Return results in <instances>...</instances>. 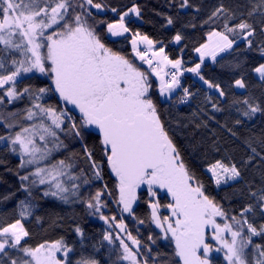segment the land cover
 Masks as SVG:
<instances>
[{
  "label": "snow or ice",
  "instance_id": "1",
  "mask_svg": "<svg viewBox=\"0 0 264 264\" xmlns=\"http://www.w3.org/2000/svg\"><path fill=\"white\" fill-rule=\"evenodd\" d=\"M177 6L195 13L201 11V6L191 0H179ZM92 9L97 14L110 10L119 19L97 21ZM141 12L135 2L121 13L97 0H0V125L8 130V134L0 135V143L6 142V149L19 155L18 168L33 166V170L19 176L20 187L28 194L17 205L19 218L12 223L0 222V264H72L70 254L74 248L63 238L44 241L35 247L27 244L30 232L23 221L33 215L30 198L32 188L37 185H46L43 197H53L66 204L84 203L91 210L90 215L99 213V218L111 228L109 217L101 211L107 207L101 199L102 190L87 198H82L80 191L92 180L103 179L105 164L115 177L118 199L113 202L122 213L137 219L133 205L142 196L147 197L148 220L138 219V223H150L159 229V234L150 232L147 236L151 244L163 239L174 246V256L178 258L174 264H217L218 256L214 253H222L226 264H264V242L254 241V238L264 241V171L259 187L253 190L249 182L246 194L238 190L244 199L238 212L230 215L186 164L161 118L159 107L169 102L170 107L189 104L195 99L197 93L181 83V77L191 73L218 97L214 99L210 91L204 92V103L210 104L212 114L200 105L199 113L206 119L195 123V128L207 129L209 121L216 120L214 113L223 111L220 103L227 97V91L221 83L206 78L204 66L208 59L220 64L225 55L233 53L256 51L264 57V0H245L231 9L222 2L214 6L201 21V27L211 28L206 33V41L192 49L198 62L188 67L182 55L171 58L162 41L133 32L132 52L150 72L109 47L106 37L97 29V24L105 25L107 36H124L131 32L126 18H140ZM164 20L162 27L175 26L172 16H165ZM189 26L196 27L185 25ZM184 40L185 35L177 29L170 43L179 46ZM186 47H180V53ZM238 68L236 63L233 69ZM252 72L264 83V63L253 67ZM27 74H39L45 79L40 84L20 87ZM233 86L247 88L243 75L234 80ZM181 88L182 95L173 99ZM154 92L158 95L154 96ZM50 95L58 97L56 105L43 102ZM25 97L29 105L23 110L5 111L7 105ZM234 105L244 106L236 108L239 116L234 119V125L243 123L239 117L252 120L257 113L264 114V106L247 97L234 99L230 107ZM74 113L79 114L78 118ZM192 116L197 117L198 113L193 111ZM25 120L30 122L27 126L22 123ZM17 127L19 130L13 133L12 129ZM227 131L237 135L232 128ZM59 132L78 139L83 145L91 177L83 169L74 173L75 165L67 159L46 163L53 151L65 147ZM91 137L98 140L100 159L95 155L97 145L87 144ZM37 138L41 143H37ZM260 144L264 147V138ZM249 147L253 155L242 161L244 166L250 165L255 156L264 161V155L251 143ZM205 171L217 187L243 179L241 166L223 158L207 162ZM161 193L169 198L167 203L159 199ZM161 209H167V214H162ZM36 220L39 223L41 218ZM115 220V216L111 217V221ZM115 227L126 232L123 217ZM74 231L84 237L79 226ZM102 239L109 245L119 241L121 262L157 264L159 254L153 255L149 244L131 232L113 237L105 231ZM13 250L23 255L16 256ZM75 264H99V261L81 257Z\"/></svg>",
  "mask_w": 264,
  "mask_h": 264
},
{
  "label": "trees",
  "instance_id": "2",
  "mask_svg": "<svg viewBox=\"0 0 264 264\" xmlns=\"http://www.w3.org/2000/svg\"><path fill=\"white\" fill-rule=\"evenodd\" d=\"M97 2L106 3L109 9L115 7L121 13L126 11L128 7H131L133 2L141 7L140 18H126L125 22L131 29L130 34L126 35V37L112 40L106 36L105 25L97 24V29L106 37L105 42L109 47L133 60L142 70H146L133 56L130 45H128L133 32L138 31L143 35H148L153 40L162 41L163 45L166 46L165 50L169 56L175 59L182 55L186 64L185 67H188L198 62L194 56L193 47L205 42L207 39L206 33L211 30L208 26L201 27V21L207 17L211 9L221 2L225 7L231 9L237 3H245V0H191L193 4L201 6L199 13L193 12L192 9H179L177 6L179 0H97ZM76 10L79 11V8ZM92 11L96 15L97 21L106 20L108 22H115L119 19V16L110 10L98 14L95 9H92ZM157 13L161 15H157ZM169 15L176 20L175 26L162 27L165 24L164 17ZM89 20L91 23H95L91 18ZM188 24H195L196 27H185ZM177 29L185 35V40L179 46L170 43L171 36ZM257 43H259L258 40ZM185 45L187 47L184 53H180V47H184ZM159 46L161 45H157V47ZM243 47L241 45V48ZM236 63H239V68L234 70L233 66ZM259 63H264V57H261L256 51L225 55L220 64L206 62L203 74L206 78L221 83L227 91V97L222 98L220 103L223 111L214 113L216 120L209 121L207 129H196L195 123L201 119H206L202 113H199L200 105H203L212 114L210 104L204 103V92L210 90L197 84L190 75L184 74L182 76L184 81L182 85L189 86L193 92L197 93L195 99L190 101L189 104H176L170 107L169 104L171 102H169V104H161L159 106L161 118L165 122L166 127L169 128L170 135L186 164L195 173L197 178L205 184L208 193L215 197L226 210H229L230 215L238 212L244 199L239 195L238 190L242 189L246 194L249 182L252 183L253 190L259 187L261 172L264 171V161H261L260 156H255L248 166L242 164L243 160L253 155L249 143H251L252 147L256 148L257 152L264 155V147H261L260 144V139L264 138V114L257 113L252 120L239 117L243 123L241 125H234V119L239 116L236 108L244 106L234 105L230 107L234 99L243 100L245 97L264 106V83L258 80L254 76V72H252V68ZM221 64L224 67H221ZM241 75L245 79L247 88L243 92H238L234 89L233 84L234 80ZM44 79L39 74L35 76L27 74L20 87H23L24 84H40ZM152 79L154 80L153 77ZM210 94L213 95L214 99H218L214 92L210 91ZM156 95L158 94L154 92V96ZM181 95L182 90L178 89L173 99H178ZM57 99L58 97L55 95H50L43 102L56 105ZM28 105L29 101L25 97L22 100L15 101L11 105H7L5 111H20ZM57 106L59 107V105ZM193 111L198 113L197 117L192 116ZM74 114L78 118L79 114ZM190 120L192 123L189 122ZM25 121H22L24 126ZM216 121H219V123ZM221 124L226 125V127L221 128ZM185 125L187 126L185 127ZM228 128H232L237 135L232 136L227 131ZM18 130L19 128L17 127L12 129V132L14 133ZM6 134H8V130L3 125H0V135ZM58 134L65 147L52 153L47 163L67 159L68 162L75 165L74 169H72L74 173L78 174L83 169L85 175L91 177L89 164L84 159L83 145L78 139L70 135H65L63 132H59ZM213 141H215V147H213ZM87 144L89 147L97 145L95 155L97 159H100L101 152L98 149V140L95 137L88 138ZM221 158L226 161L231 160V162L240 165L243 179L238 183L231 182L228 185L217 187L212 182L210 175L205 171V166L207 162ZM0 161H3V163H0V222L12 223L15 219L19 218V209L17 207L19 201L28 198V194L20 187L21 181L19 176L27 174L32 170V167L28 166L26 169L18 168L20 158L17 154H13L6 149V142L0 143ZM115 184V177L111 175L105 164L103 179L92 180L90 184L83 185L80 189L82 198H87L90 194H95L97 190H102L101 199L106 203L107 207L102 208L101 211L105 216L109 217V221L112 224L111 228L109 224H106L105 221L99 218V213L90 215L91 210L84 203L66 204L53 197H43L42 193L46 186L37 185L32 188L33 197L30 199L34 205L32 209L33 215L23 221L25 227L30 232V236L26 238L28 246L35 247L44 241L51 242L63 238L66 244L74 248V252L70 254L72 264H75L81 257L94 258L99 261V264H126V262L118 260L120 252L119 241H116L114 245H109L107 241H103L102 239L105 231L111 232L113 237L118 235L119 229L115 225L120 223L121 217H123L126 232H131L133 236L140 239L143 243L149 244L153 250V255L159 254L157 264H174L178 260L174 256V246L169 241L163 239H157L155 244H151L147 240V236L150 232L154 235L159 234V230L155 229V226L150 223L143 225L138 223V219L148 220L150 210L145 202L147 197L142 196L133 207L134 215L137 218L134 219L133 215L122 213L117 204L113 202L115 199H118V191L115 189ZM105 185H107V189H105ZM109 192L112 194L109 195ZM5 196H9L10 198L5 200ZM159 199L162 203H167L169 198L166 194H162ZM161 213L167 214L166 209H161ZM113 216L116 217L115 221H111V217ZM36 217L41 218L39 223ZM259 222L258 220L257 223ZM76 226H79L83 230V238L75 233L74 229ZM126 232L123 233V236H126ZM254 241L264 242L260 238H254ZM13 254L16 256L23 255L14 250ZM216 256H218L217 264H226L223 260V254Z\"/></svg>",
  "mask_w": 264,
  "mask_h": 264
},
{
  "label": "rangeland",
  "instance_id": "3",
  "mask_svg": "<svg viewBox=\"0 0 264 264\" xmlns=\"http://www.w3.org/2000/svg\"><path fill=\"white\" fill-rule=\"evenodd\" d=\"M131 17L136 18L135 16H131ZM128 34H130V33H126L124 36H121V37H110V36H108V37H109L110 39H112V40H117V39H121V38L126 37V35H128ZM106 36H107V35H106ZM131 38H132V35H131ZM130 41H131V39H130ZM130 41H129V44H128V45H130V48H131V50H132V45H131ZM140 47L143 48L144 45H140ZM193 53H194L195 58L198 60V56H197V54H196L195 52H193ZM133 56H134V54H133ZM134 57H135V56H134ZM137 61L140 62L139 60H137ZM206 62L211 63L212 61H211L210 59H208ZM140 63H141V62H140ZM141 64H142V63H141ZM142 66H144V67L146 68V70L150 72V70L148 69V66H147L146 64H142ZM191 66H192V65H191ZM166 70H169V69H166ZM185 74L190 75L191 78L193 79V81L197 82V84H199V85H201L203 88L207 89L206 86H203V85H202V82H200V81L198 80V78L194 77L191 73H185ZM254 76L259 80V77H258L257 74L254 73ZM153 78L155 79V77H153ZM234 89H235L236 91H238V92H243V91H244V89H237V88H235V87H234ZM177 91H178V90H177ZM29 123H30L29 121H25V126H27ZM37 143H38V144L41 143V142L39 141L38 138H37ZM51 146H52V145L49 144V147H51ZM56 151H59V150H56ZM56 151H53L52 153H54V152H56ZM17 155H18V154H17ZM18 156H19V155H18ZM46 163H47V162H46ZM41 166H43V164H42ZM31 167H32V170H33V166H31ZM208 174H209V173H208ZM209 175H210V174H209ZM230 183H231V182H230ZM223 185H224V184L220 185L219 187H221V186H223ZM43 186H46V185H43ZM162 194H164V193H161L160 195H162ZM136 203H137V202H136ZM136 203H134L133 207L135 206ZM166 211L168 212L167 209H166ZM218 219H219V218H218ZM158 230H159V229H158ZM118 234L121 235V236L124 235L122 232H120V229H119V233H118ZM209 236H210V233H209ZM129 243H130V241H129ZM212 243L215 244L214 241H213ZM219 254H222V253H219ZM57 255L60 256L61 258H63V257H62V254L58 253ZM214 255H218V254H215V253H214Z\"/></svg>",
  "mask_w": 264,
  "mask_h": 264
},
{
  "label": "built area",
  "instance_id": "4",
  "mask_svg": "<svg viewBox=\"0 0 264 264\" xmlns=\"http://www.w3.org/2000/svg\"><path fill=\"white\" fill-rule=\"evenodd\" d=\"M186 65V64H185ZM181 83L182 84H184V81H183V78L181 77ZM183 86V85H182ZM183 87H188V88H190L189 86H183ZM181 90H182V88H181Z\"/></svg>",
  "mask_w": 264,
  "mask_h": 264
}]
</instances>
